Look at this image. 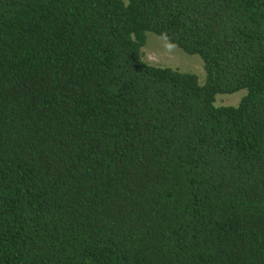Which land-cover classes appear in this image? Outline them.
Wrapping results in <instances>:
<instances>
[{"label": "trees", "instance_id": "trees-1", "mask_svg": "<svg viewBox=\"0 0 264 264\" xmlns=\"http://www.w3.org/2000/svg\"><path fill=\"white\" fill-rule=\"evenodd\" d=\"M0 264H264V0H0Z\"/></svg>", "mask_w": 264, "mask_h": 264}, {"label": "rangeland", "instance_id": "rangeland-1", "mask_svg": "<svg viewBox=\"0 0 264 264\" xmlns=\"http://www.w3.org/2000/svg\"><path fill=\"white\" fill-rule=\"evenodd\" d=\"M146 61L154 65L170 66L184 72H194L203 82L206 79V69L203 59L191 55L153 32H148L147 42L143 48ZM247 93L246 89L230 94L217 95L218 105H237Z\"/></svg>", "mask_w": 264, "mask_h": 264}]
</instances>
